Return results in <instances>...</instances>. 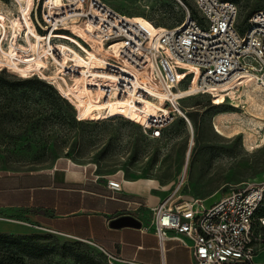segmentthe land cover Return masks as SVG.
<instances>
[{
	"label": "rangeland",
	"instance_id": "374dc122",
	"mask_svg": "<svg viewBox=\"0 0 264 264\" xmlns=\"http://www.w3.org/2000/svg\"><path fill=\"white\" fill-rule=\"evenodd\" d=\"M44 1L41 0L40 9H44ZM103 1L123 15L153 27L173 26L184 18L185 10L179 0ZM183 1L194 9L191 0ZM231 1L240 9V32L246 29L252 12L264 8V0ZM82 4L85 8L87 1ZM31 5L32 0H0V66L10 72L0 68L3 85L0 89V174L38 171L68 159L89 165L104 179L112 176L154 179L160 189H165L166 198L185 174L187 187L183 199L201 198L206 204L244 182L258 181L264 176V107L248 102L252 113H247L246 103L238 91L240 86L235 88L237 92L232 98L230 87L216 90L214 94L201 93L181 99L184 106L181 113L174 107L175 102L170 107L166 103L169 108L174 107V112L159 122L129 116L121 110L109 115H84L69 89H76L78 80L73 79L74 73L66 75L67 81L62 79L55 72L54 60L51 58L48 65L37 51L41 38L46 35L39 31L35 12L33 21L30 19ZM38 14L42 21L40 10ZM69 28L73 31L74 26ZM67 33L72 35L70 30ZM58 40H52L53 44ZM62 41L78 52L84 51L71 44L72 41ZM124 43L125 40L105 43L104 49L116 55L121 53ZM19 73L22 76L39 73L52 78L51 84L69 97L62 95L74 106L44 81L31 80L22 85L8 82L21 80L16 76ZM97 96L104 97L102 93ZM216 96L222 100L217 105L212 102ZM190 107L192 110L186 109ZM111 116L114 118L107 119ZM153 123L169 124L162 129L160 137L154 138L143 127ZM33 233L42 235L39 241L45 250L26 257L25 264H133L108 256L90 242L44 229L26 234ZM10 250L16 251L17 247H0V255Z\"/></svg>",
	"mask_w": 264,
	"mask_h": 264
},
{
	"label": "built area",
	"instance_id": "2783aa9c",
	"mask_svg": "<svg viewBox=\"0 0 264 264\" xmlns=\"http://www.w3.org/2000/svg\"><path fill=\"white\" fill-rule=\"evenodd\" d=\"M99 1L97 7L101 6L100 9L109 5ZM179 1L185 10L183 20L173 26L156 25L153 36H148L141 29H132L120 15H112L114 18H107L103 24L101 33L105 42L124 39L128 43L126 47L131 60L138 64L151 60L154 71L168 89H178L176 85L171 87L169 84L175 81L185 88L183 95L188 94V97L214 94L216 90L243 85L247 75L251 81L264 85V8L255 11L248 18L246 29L240 32V9L234 1L191 0L194 11L183 0ZM46 3L47 0L44 1V9H40L41 0H32L29 12L32 21L35 12L40 33H67L70 30L82 44L89 46L63 23V15L57 19L50 18ZM39 10L42 21L38 16ZM81 17L84 20L90 18L89 14ZM57 39L60 38L52 40ZM62 40L70 42L69 39ZM70 43L81 49L77 43ZM133 49H142L141 55L134 54ZM179 73L183 77H178ZM32 75L50 83L53 81L39 73L28 76ZM66 75H72V72L68 71ZM122 76L125 75H121L116 84L124 89L129 84ZM105 88L111 91V87ZM175 101L177 99L168 100L169 107ZM168 124H143V127L157 138ZM107 185L115 191L122 189L121 182L115 179H108ZM186 187V175L183 174L176 189L158 206L151 208L152 219L145 229L153 228L163 247L168 240H176L188 247L196 264H257L255 256L264 245V217L257 216L258 209L264 206V176L258 181L234 187L211 204H206L201 198L184 200Z\"/></svg>",
	"mask_w": 264,
	"mask_h": 264
},
{
	"label": "crops",
	"instance_id": "0c3cea01",
	"mask_svg": "<svg viewBox=\"0 0 264 264\" xmlns=\"http://www.w3.org/2000/svg\"><path fill=\"white\" fill-rule=\"evenodd\" d=\"M90 168L61 159L51 168L1 173L0 233L44 229L93 243L122 262L196 264L188 247L176 240H168L163 247L154 229H145L152 219L151 208L168 195L157 183L146 182L154 179L112 176L121 182L122 189L115 191L108 187V179ZM125 216L140 225L113 224ZM254 260L264 264V247Z\"/></svg>",
	"mask_w": 264,
	"mask_h": 264
},
{
	"label": "bare ground",
	"instance_id": "6f19581e",
	"mask_svg": "<svg viewBox=\"0 0 264 264\" xmlns=\"http://www.w3.org/2000/svg\"><path fill=\"white\" fill-rule=\"evenodd\" d=\"M83 1H87L85 8L82 7ZM98 2L100 1L48 0L46 8L50 18L57 19L63 15V23L68 27L74 26L73 31L90 43L91 47H86L71 34L56 32L41 38L42 41H40L37 50L48 65L51 58L54 60L57 67L55 72L62 79H69L66 72L71 71L74 73L73 79L78 80L76 89L71 87L69 89L72 96L80 103V113L84 115H109L121 110L129 116L135 115L148 121L159 122L166 119L171 111L173 112L174 107L178 111L183 109L184 106L181 105L180 100L188 98V94L183 95L185 88H180L175 81H170V86H177L178 89H168L167 85L154 71L151 60L140 64L131 60L128 56L129 49L126 47L128 45L126 41L120 49L121 53L116 55L104 49L106 42L101 33L104 28L103 24L105 25L107 18H114L112 16L114 14L126 19L131 24L132 29H141L147 32L148 36L155 35L157 27L141 20L129 18L109 5L100 9L101 6L97 7ZM101 2L104 1L101 0ZM85 14H89L90 18L84 20L81 16H85ZM114 20L117 21V19ZM53 38L69 39L79 44L80 47L84 48V51L78 52L73 46L60 39L54 45ZM133 53L141 55L142 49H133ZM77 62L81 63L78 64ZM121 75H125L122 77H125L129 84L124 89L116 84ZM181 75L182 73H179L178 77H183ZM237 86L239 85L231 87L233 89L229 95L230 98L237 92H235ZM105 87H111V91H107ZM193 89H195V86ZM238 91H240V98L246 103L247 113H252L248 102L259 108L264 107V85L260 82L251 81L249 75L245 77L244 83L240 85ZM97 93H102L104 95L103 99L98 97ZM175 99H177L175 101L176 105L172 109L169 108L166 104L167 101H174ZM212 102L217 105L222 100L219 96H216L212 99ZM151 181L154 182V180H146L147 183H151Z\"/></svg>",
	"mask_w": 264,
	"mask_h": 264
},
{
	"label": "trees",
	"instance_id": "16d2710c",
	"mask_svg": "<svg viewBox=\"0 0 264 264\" xmlns=\"http://www.w3.org/2000/svg\"><path fill=\"white\" fill-rule=\"evenodd\" d=\"M192 10L194 11V9H192ZM254 12L255 11H253L252 14ZM2 71L10 73L5 68H3ZM16 76L21 78V80H10L8 82L16 83L18 85H22V84H26V83L30 82L31 80H41V81H44L46 83H49L51 85V87L58 93V95L63 97L62 94L57 90V88L54 85H52L47 80L40 78L37 75H32V76L16 75ZM1 79L2 78L0 77V81H1ZM1 88H3L2 84H0V89ZM63 98L66 99L68 102H70L69 99H67L65 97H63ZM70 104H72V106H74L72 102H70ZM109 118L111 119L114 117L111 116V117H108L107 119H109ZM79 120H83V119L80 118ZM127 120H130V119H127ZM91 121H100V120H91ZM130 121H132V120H130ZM257 216L258 217H264V206L258 209ZM41 237H42V235L35 234V233H33V234L0 233V247H5V246H9V247L10 246H16L17 247L16 251L10 250L8 252L2 253L0 255V264H25L26 257H30L32 254H35L39 251L43 252V250H45L44 244L40 243V241H39V239Z\"/></svg>",
	"mask_w": 264,
	"mask_h": 264
},
{
	"label": "water",
	"instance_id": "95a60500",
	"mask_svg": "<svg viewBox=\"0 0 264 264\" xmlns=\"http://www.w3.org/2000/svg\"><path fill=\"white\" fill-rule=\"evenodd\" d=\"M113 224L119 226V225H132V226H139L140 223L131 216H125L122 217L116 221L113 222Z\"/></svg>",
	"mask_w": 264,
	"mask_h": 264
}]
</instances>
